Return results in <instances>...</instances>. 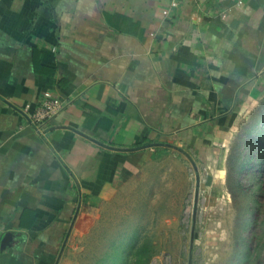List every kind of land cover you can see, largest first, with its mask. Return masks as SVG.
<instances>
[{
  "label": "crops",
  "instance_id": "0c3cea01",
  "mask_svg": "<svg viewBox=\"0 0 264 264\" xmlns=\"http://www.w3.org/2000/svg\"><path fill=\"white\" fill-rule=\"evenodd\" d=\"M46 91L64 108L38 132ZM263 102L264 0H0V264H65L166 149L227 176Z\"/></svg>",
  "mask_w": 264,
  "mask_h": 264
},
{
  "label": "rangeland",
  "instance_id": "374dc122",
  "mask_svg": "<svg viewBox=\"0 0 264 264\" xmlns=\"http://www.w3.org/2000/svg\"><path fill=\"white\" fill-rule=\"evenodd\" d=\"M163 154L165 180L146 173L102 202L89 228L72 230L65 264H264V102L241 124L227 176H205L182 148Z\"/></svg>",
  "mask_w": 264,
  "mask_h": 264
},
{
  "label": "built area",
  "instance_id": "2783aa9c",
  "mask_svg": "<svg viewBox=\"0 0 264 264\" xmlns=\"http://www.w3.org/2000/svg\"><path fill=\"white\" fill-rule=\"evenodd\" d=\"M181 1L170 0V8H178ZM168 12L169 10H165L164 14ZM63 108L64 104L62 100L51 91H46L44 100L28 115V119L35 129L41 132Z\"/></svg>",
  "mask_w": 264,
  "mask_h": 264
}]
</instances>
